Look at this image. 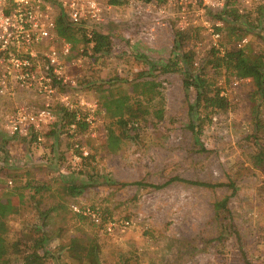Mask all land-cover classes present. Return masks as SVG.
Here are the masks:
<instances>
[{
	"label": "rangeland",
	"instance_id": "374dc122",
	"mask_svg": "<svg viewBox=\"0 0 264 264\" xmlns=\"http://www.w3.org/2000/svg\"><path fill=\"white\" fill-rule=\"evenodd\" d=\"M150 7L145 2L134 1L105 11V23L99 31L110 37L111 54L72 59L81 61L69 71L77 89L65 91L80 94L87 103L98 102L93 130H86L79 137V145L90 154L87 161H83L87 157L73 159L78 155L71 138L68 145L60 140L51 149L52 145L46 141L51 125L42 131L43 143L38 152L32 149L29 135L25 145L18 140L10 142L12 135L4 126L14 110V102L0 98V144L8 141L0 149L7 153L5 165L12 167V173L0 169V188L6 189L7 197L3 200L18 210L0 219V245L3 241L4 247L7 245L10 250L9 264H22L24 250L16 245V240L26 235V230L37 237L36 227L48 238L47 264H58L59 256L61 260L67 259L66 250L58 249L71 237L93 242L99 264H115L121 256L127 259V264H245L246 260L250 264H264V171L252 159L264 146V103L259 102L261 125L254 139L251 138L255 131L249 98L253 86L248 80L234 85L235 79L227 76L222 67L208 68V78L227 94L229 108L213 119L196 142L187 115L188 104L194 102V91L185 92L178 72L148 70L150 62L163 67L174 60L171 56L174 32L180 26L175 19L176 9L158 5L151 10ZM224 37L226 44L234 35L227 30ZM198 40L203 44L196 50L194 43ZM198 40L190 41L188 49L195 50L200 57L207 52L210 39L200 32ZM259 45L254 47L257 52H261ZM139 73L141 77H137ZM131 81L147 84L142 99L150 101V115L145 117L147 123L141 121L136 131L128 126V138L122 139L116 118L100 114L99 106L110 94L128 93ZM30 99L29 103L23 99V103L28 106L43 103ZM154 110L162 112L159 123L152 116ZM107 133L118 138L112 154L102 148ZM58 135L69 136L59 131ZM44 150H48V157ZM2 158L0 155V161ZM48 159L52 163H46ZM25 171L36 175L39 182L51 185L53 192L64 186L66 180L77 186L89 177L92 179L78 197L65 192L63 199L44 195L40 199L42 208L52 207L53 212L41 227L31 192L9 196L15 182L9 185L6 174L18 176ZM172 178L202 183H225L231 179L235 191L231 195L229 189L211 191L182 182L156 188ZM24 180L20 177L22 183ZM225 196L230 197L227 208L233 228H226L222 241H213L217 227L212 204ZM72 205L99 206L102 212H108L111 220L128 221L129 226L107 235L89 222L80 223L69 210ZM0 250L4 249L0 247Z\"/></svg>",
	"mask_w": 264,
	"mask_h": 264
},
{
	"label": "trees",
	"instance_id": "16d2710c",
	"mask_svg": "<svg viewBox=\"0 0 264 264\" xmlns=\"http://www.w3.org/2000/svg\"><path fill=\"white\" fill-rule=\"evenodd\" d=\"M130 0H106V5L111 7H121L127 4ZM140 2H148L152 0H137ZM157 3L166 2L167 0H154ZM215 19H219L224 22L226 25V30L233 34L234 37L232 40L227 41L226 52L224 57H219L216 54L215 50H210L206 57L200 62L198 66H195V53L192 49H188V45L191 41H197L199 39L200 29H192L186 31L176 30L174 32V41L171 56L174 58L172 62L165 66H157L154 63L149 64V71L159 70L160 73L167 72H178L182 75V86L186 93L194 91V102L193 104H188L187 115L189 118V126L192 130V136L196 142L198 138L202 135L203 131L212 125L213 119L220 115L224 114L229 108V102L227 98H224L220 95L221 91L219 88H216L214 83L208 78L206 70L208 68H218L222 67L227 76H231L235 80L243 81L248 80L253 86V91L250 94L249 98L251 101V117L254 121V133L251 135V138L256 139L258 136L259 128L261 122L259 120V106L264 103V56L261 54L257 55L248 50L247 53L237 51L233 48L234 41L238 40L242 36L252 35L255 39H263L259 32H256V18H251L247 16L246 18L238 15L236 10H225L220 14L214 16ZM56 27L55 33L60 40H63L65 43L71 46L72 54L68 58H75V54L80 52L83 56L89 58H94L97 56L107 57L112 52V43L108 35L103 34L99 30H94L92 32H86L82 28L71 27L68 25L63 16H58L56 18ZM90 34L88 38L86 34ZM92 44L90 47L89 45ZM142 74H137V77H141ZM129 83V92H122L116 96L111 95L105 98L100 104L99 113L103 116L111 115L112 118H116L115 124L121 131L120 138H128V126L131 130H137L140 126V122L144 120V123H147L146 116L150 115L149 102H144L142 97L144 96V90L147 84L141 83L139 81H131ZM153 85V84H150ZM98 89V88H97ZM100 91V88H99ZM259 102L261 104H259ZM56 114H58L57 121L51 125V132L49 135H53L55 131H59L61 134L66 133L68 138L72 139L70 134L69 127L73 124L76 126V133L81 135L87 130V126L83 122H77L75 120L76 114L73 111H67V109L56 106L54 107ZM153 118L156 122H160L162 118L161 110L152 112ZM137 126V127H136ZM30 137V142L35 141L36 134L31 132L28 134ZM27 135V137H28ZM10 142L26 141L25 138L20 137L18 134L12 136ZM118 138L107 133V136L103 141L105 145L102 147L105 151L112 154L115 152L114 143ZM8 143L3 141L0 144V147H4ZM201 151L204 149L201 147ZM205 151V150H204ZM75 153L80 156L79 150H75ZM0 155H3L2 160L0 161V169L4 172H11V164L6 166L7 162V153L0 149ZM90 155V154H89ZM88 155V157H90ZM84 159L87 161L89 158ZM83 158V157H81ZM257 164L263 167L264 171V146L259 148L257 153L252 156ZM46 163H52L50 159L46 160ZM10 173L6 174V177L10 180L6 182H15L13 191L9 193V196H14L16 193H22L25 191L31 192L30 198L34 201V208L36 211V219L40 226H45L50 214L53 212V208L43 209L40 199L44 195H50L51 198L63 199L62 193L69 194L72 197H78L81 193V190L89 187L91 179H87V182H80L77 186L73 184V181L66 180L64 186L56 188L55 192L51 189V185L46 182H39L36 175L25 171L22 175H11ZM20 177H24V182L20 181ZM173 182H182L187 185L204 188L208 190H215L217 188H225L232 191L231 195H234L235 184L234 181L228 179L225 183H202V182H193L180 180L178 178L170 179L166 184L158 186L156 188H162L166 185ZM139 185V184H137ZM51 191V192H50ZM6 196V189L0 188V219L5 218L6 215L16 214L17 207L9 204L6 200H3ZM7 197V196H6ZM38 198L37 200H35ZM229 196H225L219 200H215L212 204V209L214 213V219L217 227L216 236L213 238V241H222L224 231L227 227L233 228L231 224L230 211L227 208ZM91 206V205H90ZM96 206V205H95ZM91 207H94L93 205ZM100 209L103 224L111 220V217L107 215L108 212H102V209L99 206H96ZM71 211V209L69 208ZM105 213V214H104ZM78 221L89 222L87 219L83 218L80 215H75ZM91 226L96 227L94 224L89 222ZM35 233H38L37 237H32V234L26 230L27 234L22 235L20 239L16 240V245L19 248H23L24 255L22 258V264H47L46 263V243L48 238L41 231V228L36 227ZM101 229V227H96ZM40 230V231H39ZM81 237H71L68 239V243L60 247L58 251L66 250V260H61V256L57 258L58 264H99L96 261L97 257V247L89 239L81 240ZM3 250L0 254V264H9L8 256H10V250L7 245L3 244V241L0 245ZM96 250V251H95ZM42 251V254L40 252ZM119 261L115 264H127V259L123 256L118 258ZM94 260V262L92 261ZM121 261V262H120ZM245 264H250L246 260Z\"/></svg>",
	"mask_w": 264,
	"mask_h": 264
},
{
	"label": "built area",
	"instance_id": "2783aa9c",
	"mask_svg": "<svg viewBox=\"0 0 264 264\" xmlns=\"http://www.w3.org/2000/svg\"><path fill=\"white\" fill-rule=\"evenodd\" d=\"M134 1L144 3L130 0L125 5H131ZM151 2H145L146 6H152L151 10L158 5L175 7V19L180 22L177 30L198 28L210 39L209 48L204 55L198 57V53L193 50L196 55L195 66L212 49L219 57H224L227 48L224 42L226 25L214 16L225 10H236L243 18L249 16L258 20L255 23L256 32L263 39H254L256 45L260 43L261 52L254 50L256 45L252 35L242 36L232 46L243 53L250 50L264 56V0H172L169 4ZM112 9L106 5V0L103 4L100 0H0V98L12 100L19 91H24L44 100L40 107L16 106L4 126L7 133L27 136L34 132L36 137L33 144L40 146L43 143L42 131L57 121L58 117L54 114L56 106L75 112V120L83 122L87 130H93L98 102L87 103L80 94L65 91L77 89L69 71L81 61L68 60L72 54L71 46L57 37L55 22L62 15L71 27L92 32L99 30L105 23L104 12ZM160 13L162 20L166 19L165 12L162 10ZM86 35L90 37L89 33ZM202 44L198 40L194 43V49L198 50ZM75 56L82 57V54L76 53ZM237 82L235 80L234 85ZM220 95L227 98L223 91ZM76 130L75 124L69 127L73 149L80 152V156H73V159L78 161L81 157H87L88 152L79 145L81 135ZM70 209L73 214L101 227L102 232L107 235L129 226L128 221L117 220L103 224L101 211L96 206L72 205Z\"/></svg>",
	"mask_w": 264,
	"mask_h": 264
},
{
	"label": "crops",
	"instance_id": "0c3cea01",
	"mask_svg": "<svg viewBox=\"0 0 264 264\" xmlns=\"http://www.w3.org/2000/svg\"><path fill=\"white\" fill-rule=\"evenodd\" d=\"M154 1V0H153ZM172 1V0H171ZM171 1H166V3L165 4H169V3H171ZM160 4V3H159ZM123 6H126V5H123ZM120 7V6H119ZM118 7V8H119ZM122 7V6H121ZM113 9H116L117 7H112ZM151 63H153V62H151ZM156 65V64H155ZM145 66V65H144ZM30 98H32L33 100H35V101H42L43 103H44V100H41L40 98H36V97H34L32 94H30V93H28V92H24V91H19L18 93H17V95H16V97H14L12 100H9L10 101V103L11 102H14L13 104H14V106H12V108L14 109L16 106H18V105H24V106H26L27 104L26 103H23V101L24 100H26V102L28 101V103L30 102ZM24 99V100H23ZM35 101H32V102H35ZM43 103H41V104H43ZM40 104V106H42ZM28 106V105H27ZM33 107H40L39 105L38 106H36V105H32ZM49 129V127L47 128V130ZM50 132H51V128H50V131H47L46 133H47V139H46V141H48L49 142V144L50 145H52L51 146V149H53V148H55L56 146H58L60 143V140H62L63 141V145L66 143L67 145L69 144V143H71V140H69V138H63L62 136H59L58 135V131H55V133L53 134V135H49L50 134ZM20 137H22V138H27V136H25V135H20ZM14 143V142H13ZM19 143H22V144H26V141H24V140H22V141H19ZM40 146H35L34 144H33V146H32V149L33 150H36V152H38V150L37 149H41V147L39 148ZM45 152V154H47L46 155V157H48V150H44ZM47 159V158H46Z\"/></svg>",
	"mask_w": 264,
	"mask_h": 264
}]
</instances>
